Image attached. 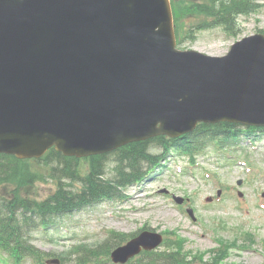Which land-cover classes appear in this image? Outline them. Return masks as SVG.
<instances>
[{"label": "water", "instance_id": "1", "mask_svg": "<svg viewBox=\"0 0 264 264\" xmlns=\"http://www.w3.org/2000/svg\"><path fill=\"white\" fill-rule=\"evenodd\" d=\"M256 43L248 38L225 57L208 58L187 85L191 91L173 97L206 102L205 115L189 122L242 118L243 107L223 105L244 102L248 77L241 65L264 67ZM173 45L168 0H0V152L39 157L54 144L79 156L150 136L157 122L159 132L164 124L153 117L145 83L163 86L169 99L167 87L176 86L166 72L168 56L177 54ZM118 53L135 60L134 72L116 69ZM253 102L264 110V94ZM133 243L113 258L130 255Z\"/></svg>", "mask_w": 264, "mask_h": 264}, {"label": "rangeland", "instance_id": "2", "mask_svg": "<svg viewBox=\"0 0 264 264\" xmlns=\"http://www.w3.org/2000/svg\"><path fill=\"white\" fill-rule=\"evenodd\" d=\"M239 23L242 29L237 38L263 29L264 7L255 14L240 16ZM198 35L200 37L194 44L183 42L181 47L223 55L234 42L232 37L219 30L199 32ZM244 146L241 157L247 153L253 166L251 171H246L243 165L236 163L217 165L211 147L207 148L206 155L196 157L194 164H198L193 166L188 164L186 157H175V160L169 161V171H164L160 178L156 174L153 179L128 188V199L119 203L103 202L90 212L80 214L79 222L70 224V230L77 233L75 242H100L110 229L132 234L146 228L174 231L185 239V249L205 252L216 248L218 239L237 238L238 244L252 248H231L225 263L264 264V143H256L251 147L254 149L246 144ZM176 162L183 169L181 174L173 171ZM212 170H217L218 176ZM238 180L242 181L240 185L236 184ZM49 186L45 184L39 193L47 192ZM162 188H166L168 193L161 192ZM217 189H223L219 202L214 200ZM172 194L191 197L190 207L195 210V219H191L184 208L176 205ZM209 196H213L210 203L206 201ZM242 232L252 233L253 241ZM33 240L37 247L45 251H60L64 247L60 240L56 244L46 243L41 234H35Z\"/></svg>", "mask_w": 264, "mask_h": 264}, {"label": "trees", "instance_id": "3", "mask_svg": "<svg viewBox=\"0 0 264 264\" xmlns=\"http://www.w3.org/2000/svg\"><path fill=\"white\" fill-rule=\"evenodd\" d=\"M256 0H172V8L175 22V32L177 37L191 36L192 31L196 28L222 26L224 30L230 33L236 29V17L238 14H248L256 11L260 5L255 2ZM224 125L227 130L225 133L231 137L236 135L232 132L235 126ZM218 125H200L199 131L205 132V136L211 135L213 129L222 130L217 128ZM224 131V130H222ZM220 131V132H222ZM216 133V132H215ZM187 138V137H184ZM188 139V138H187ZM146 142H136L121 148L117 155L120 163L126 164L118 167L117 173L121 180L120 184L130 182L137 172L140 174L139 162L142 160L151 161V157L146 153ZM107 158L106 155H98L91 157L89 160L90 174L87 178L81 179L84 185L78 193L71 192L65 189L62 179L65 177L70 180H77L80 166L78 160L74 158H67L61 156L55 151H50L45 159L37 163L35 168L27 161H18L11 156H0V184L10 189L11 198L13 199L7 207L8 217L1 221L0 229L7 232L8 239L5 240V246H10L11 242L14 243L10 247L13 253L23 248L25 255H36L37 252L31 246L21 247L19 239V230L16 225V210L21 208L23 214L31 212L41 217L42 223L47 224V217L63 212L74 205L88 202L93 197L102 193H107L108 186L100 183L98 175L103 172V162ZM54 161V164H50ZM126 168H132L130 173H126ZM43 170L48 171L50 176H53L59 182L57 190L50 194V196L40 202L33 201L27 194V188L33 184V178L44 175ZM97 178V179H96ZM124 182V183H123ZM26 219V218H25ZM177 249L176 252L169 254H160V257H166L167 264H184L183 259L180 257ZM65 259V258H64ZM152 259H155L154 257Z\"/></svg>", "mask_w": 264, "mask_h": 264}]
</instances>
